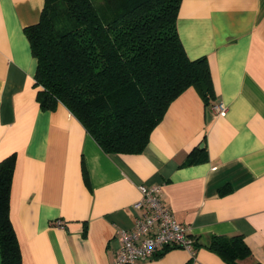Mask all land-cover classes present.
Wrapping results in <instances>:
<instances>
[{
    "label": "crops",
    "instance_id": "obj_1",
    "mask_svg": "<svg viewBox=\"0 0 264 264\" xmlns=\"http://www.w3.org/2000/svg\"><path fill=\"white\" fill-rule=\"evenodd\" d=\"M43 4L0 0V160L15 153L21 264H118L116 236L135 221L140 184L161 185L193 254L169 247L134 264H227L206 244L233 234L250 249L243 264L264 263V0H181L178 35L189 58H207L213 96L183 90L136 154L104 152L60 102L39 106L23 27Z\"/></svg>",
    "mask_w": 264,
    "mask_h": 264
},
{
    "label": "trees",
    "instance_id": "obj_2",
    "mask_svg": "<svg viewBox=\"0 0 264 264\" xmlns=\"http://www.w3.org/2000/svg\"><path fill=\"white\" fill-rule=\"evenodd\" d=\"M180 2L101 0L102 16L93 0H44L38 21L23 27L39 106L62 103L104 152H142L183 90L195 87L206 104L213 96L207 58H189L179 38ZM14 164V152L0 160V264H21L10 219ZM206 247L227 264L251 254L241 234L213 235Z\"/></svg>",
    "mask_w": 264,
    "mask_h": 264
},
{
    "label": "built area",
    "instance_id": "obj_3",
    "mask_svg": "<svg viewBox=\"0 0 264 264\" xmlns=\"http://www.w3.org/2000/svg\"><path fill=\"white\" fill-rule=\"evenodd\" d=\"M214 113L223 115L226 105L217 101L211 105ZM140 197L132 203L136 211L133 225L117 233L115 262L134 264L169 247H181L193 254V238L187 224L178 221L160 198V184H140Z\"/></svg>",
    "mask_w": 264,
    "mask_h": 264
},
{
    "label": "rangeland",
    "instance_id": "obj_4",
    "mask_svg": "<svg viewBox=\"0 0 264 264\" xmlns=\"http://www.w3.org/2000/svg\"><path fill=\"white\" fill-rule=\"evenodd\" d=\"M95 6L98 8L100 14L102 16H105L106 14H104L106 11H105V7L104 5L101 3V0H93ZM104 11V12H103Z\"/></svg>",
    "mask_w": 264,
    "mask_h": 264
},
{
    "label": "water",
    "instance_id": "obj_5",
    "mask_svg": "<svg viewBox=\"0 0 264 264\" xmlns=\"http://www.w3.org/2000/svg\"><path fill=\"white\" fill-rule=\"evenodd\" d=\"M201 88H202V90H203V91H205V90H206L205 83H203V82L201 83Z\"/></svg>",
    "mask_w": 264,
    "mask_h": 264
}]
</instances>
